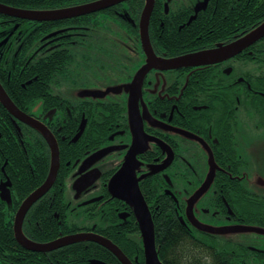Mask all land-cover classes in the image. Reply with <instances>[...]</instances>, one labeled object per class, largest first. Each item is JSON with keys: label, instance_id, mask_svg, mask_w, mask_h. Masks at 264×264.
<instances>
[{"label": "flooded vegetation", "instance_id": "1", "mask_svg": "<svg viewBox=\"0 0 264 264\" xmlns=\"http://www.w3.org/2000/svg\"><path fill=\"white\" fill-rule=\"evenodd\" d=\"M3 1L88 11L0 14V86L17 110L0 102V264H145L140 199L156 250L180 239L178 264H264V36L167 64L243 38L264 0Z\"/></svg>", "mask_w": 264, "mask_h": 264}, {"label": "water", "instance_id": "2", "mask_svg": "<svg viewBox=\"0 0 264 264\" xmlns=\"http://www.w3.org/2000/svg\"><path fill=\"white\" fill-rule=\"evenodd\" d=\"M102 3H98L97 6H100ZM94 5V7H97ZM88 6L83 7H77L73 9H69L66 11H29L24 10L21 8L11 7L4 5L0 3V14L15 17V18H21V19H27V20H49L52 17L59 16V15H68V14H84L87 13ZM151 6H146L142 13V18L140 22L141 31L143 33L146 32V27L148 24V18L150 15ZM264 36V23H262L260 26L256 27L254 30H252L249 34L244 36L243 38L229 44L226 46H218L214 50H209L206 52H201L195 55L190 56H184L179 57L175 59H171L167 61V64L169 67H177L178 65L185 64V63H192V64H206V63H212L215 61H218L220 59H223L224 57H229L231 55H235L242 51L244 48L252 44L257 39ZM0 102L1 104L10 112L16 114V108L14 104L7 98L5 93L3 92L1 86H0ZM57 171V158L54 160L51 166V174L54 176ZM141 204L137 202V200H133V203L136 208V214L138 216V220L140 223V227L142 230V236L144 241V248H145V264H162L158 257V251L155 247V239H154V228L153 223L150 220V217L148 213L145 211L143 212L144 204L142 202V199H140ZM137 202V203H136ZM143 204V205H142ZM145 209V208H144ZM146 210V209H145ZM83 237H80L79 235H74L72 237H69L68 239H65L63 241H60V243L53 244V247H58L60 245L64 244H71L75 242H79ZM94 241H98L97 238H93ZM100 242V241H98ZM103 245L107 246L106 242L101 241ZM26 246V244H25ZM27 247V246H26ZM30 249H34L32 246L27 247Z\"/></svg>", "mask_w": 264, "mask_h": 264}, {"label": "trees", "instance_id": "3", "mask_svg": "<svg viewBox=\"0 0 264 264\" xmlns=\"http://www.w3.org/2000/svg\"><path fill=\"white\" fill-rule=\"evenodd\" d=\"M0 3H4V1L0 0ZM179 240L180 239H178L177 237H169L167 238V242H165V240L163 241L162 236L158 239V242L160 244V252H158V254L164 260V264H178L176 259L178 255H181L180 247L178 245ZM220 250H223V248H218V250H216V255H223V252H220ZM168 254H170V259H173L174 262L168 261ZM190 254L193 255L194 251L190 252ZM232 264L239 263L232 262Z\"/></svg>", "mask_w": 264, "mask_h": 264}]
</instances>
